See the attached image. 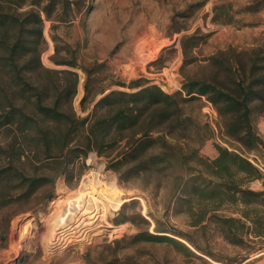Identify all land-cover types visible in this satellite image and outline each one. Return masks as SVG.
I'll list each match as a JSON object with an SVG mask.
<instances>
[{
    "label": "trees",
    "instance_id": "trees-1",
    "mask_svg": "<svg viewBox=\"0 0 264 264\" xmlns=\"http://www.w3.org/2000/svg\"><path fill=\"white\" fill-rule=\"evenodd\" d=\"M76 6L71 0H0V249L6 248L11 220L22 213L8 211L67 176L75 161L92 152L108 159V168L120 180L140 178L152 192L165 190L164 217L185 215L194 234L206 238L212 232L245 250L250 249V237L264 241V185L263 190L250 187L264 180V173L247 156L252 154L264 164V139L255 124L264 116V35L251 49L229 47L201 60L207 72L186 79L173 94L144 79L116 83L127 90L101 91L103 96L91 112L79 117L71 104L83 90L72 70L80 69L86 76L83 108L89 85L102 66H79L70 47H59L54 35V55L65 51L72 58L52 62L67 69H49L40 60L46 45L44 20L52 22L54 30L73 21ZM263 9L264 0H252L240 12ZM223 10V6L214 8ZM186 16L183 12L172 18L171 35L182 31L176 17ZM207 37L199 32L181 37L185 64L197 62L189 59L190 53ZM44 63L52 65L48 60ZM201 98L216 112L218 135L227 144L214 145L213 159L203 157L200 149L215 137L214 130L184 111L185 105ZM137 218L149 224L140 215ZM126 221L135 222L132 218L113 223L119 226ZM154 223L153 232L122 238L114 246L164 243L197 256L172 236L216 263L224 262L201 247L194 234L164 229L157 219Z\"/></svg>",
    "mask_w": 264,
    "mask_h": 264
},
{
    "label": "rangeland",
    "instance_id": "rangeland-1",
    "mask_svg": "<svg viewBox=\"0 0 264 264\" xmlns=\"http://www.w3.org/2000/svg\"><path fill=\"white\" fill-rule=\"evenodd\" d=\"M71 1L77 3L73 21L59 24L56 29L51 30L52 22L44 20L43 37L46 45L40 60L44 67L57 70L67 67L56 66L52 59L69 60L72 55L81 67L102 66L94 76L95 81L89 85L90 95L83 108L80 101L85 95L86 76L80 69H71L77 73L78 84L80 83L83 90V94L79 92L75 95L71 104L79 117H85L91 112L97 99L102 96L101 91L127 90L119 88L116 83L128 85L131 81L144 79L149 85H157L164 92L173 94L180 90L186 79H195L207 72L201 68V60L229 47L251 49L260 44L264 35V9L256 13L240 12L252 0ZM199 3L200 7H194ZM219 6H223L224 10L215 12L214 8ZM183 12H187L188 16L176 17L177 25L182 31L171 35L172 18ZM215 15L217 21H213ZM195 32L208 37L190 53L189 59H197V62L185 64L180 39ZM52 35L58 37L59 47L69 46L73 54L61 51L55 56ZM44 60L52 65L45 64ZM93 98L94 102L91 103ZM184 111L197 122L208 123L214 130L215 137L206 141L200 149L203 157L213 159L217 155L214 145L227 147L218 135L216 112L204 98L188 103L184 106ZM255 124L264 139V116L258 117ZM247 156L264 173L263 161L258 157L255 160L252 154ZM93 161L103 164L105 175L111 174L116 178V184L121 191L120 198L138 197L143 200L145 214L151 221L141 213V202L132 200L124 203L116 212H111L106 220L111 226H116L113 221L132 218L134 223L123 222L121 224L125 227L117 231L110 230L112 227H105L103 235L95 237L88 244L69 245L51 254L45 253L41 240L46 231L41 216L49 211L50 203L64 193L59 191V187L75 190L82 178L95 170ZM108 163V159L98 157L93 152L89 153L86 159L74 162L67 176L58 177L52 185L38 190L27 204L11 208L8 212L22 213L11 220L6 248L0 249V264H108L112 258L117 259L112 264H214L212 262L215 261L188 246L196 257L187 256L164 243L142 242L129 246L124 242L118 247L114 246L113 243L122 238H129L145 230L153 232L154 219L160 221L164 229H176L190 234H194V231L187 226L185 215L169 214L164 217V203L167 198L165 190L152 192L144 186L140 178L122 181L117 173L108 168ZM263 185L264 180L253 182L250 187L253 190H263ZM138 215L149 224H142L137 218ZM27 222H32L35 229L27 238L22 239L19 236ZM193 237L201 247L220 257L224 261L222 264H264L263 240L250 237V249L245 250L226 244L212 232H208L206 238L198 233ZM259 254V257L254 258Z\"/></svg>",
    "mask_w": 264,
    "mask_h": 264
},
{
    "label": "bare ground",
    "instance_id": "bare-ground-1",
    "mask_svg": "<svg viewBox=\"0 0 264 264\" xmlns=\"http://www.w3.org/2000/svg\"><path fill=\"white\" fill-rule=\"evenodd\" d=\"M93 165L95 170L86 174L75 190H65L64 187H59V191L64 193L54 199L50 203L49 211L41 216V222L46 231L41 240L45 253L51 254L69 245L88 244L95 237L103 235L105 227H112L110 229L112 231L124 228L123 224L111 226L106 219L111 212H116L124 203L132 200L141 202L143 207L141 213L150 220L145 214V204L141 198H120L121 191L116 184V178L111 174L103 173V164L93 161ZM34 229V224L27 222L19 237L27 238ZM174 238L194 251L186 241Z\"/></svg>",
    "mask_w": 264,
    "mask_h": 264
},
{
    "label": "water",
    "instance_id": "water-1",
    "mask_svg": "<svg viewBox=\"0 0 264 264\" xmlns=\"http://www.w3.org/2000/svg\"><path fill=\"white\" fill-rule=\"evenodd\" d=\"M106 93H107V92H106ZM106 93H105V94H106ZM102 96H103V95H102ZM102 96H101V97H102ZM101 97H99L97 100H99Z\"/></svg>",
    "mask_w": 264,
    "mask_h": 264
},
{
    "label": "crops",
    "instance_id": "crops-1",
    "mask_svg": "<svg viewBox=\"0 0 264 264\" xmlns=\"http://www.w3.org/2000/svg\"><path fill=\"white\" fill-rule=\"evenodd\" d=\"M216 157V155H214L212 158H215Z\"/></svg>",
    "mask_w": 264,
    "mask_h": 264
}]
</instances>
